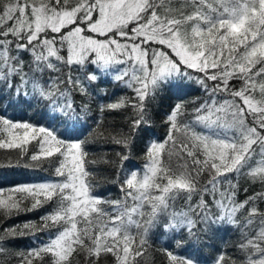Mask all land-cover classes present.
Here are the masks:
<instances>
[{
	"label": "snow or ice",
	"instance_id": "1",
	"mask_svg": "<svg viewBox=\"0 0 264 264\" xmlns=\"http://www.w3.org/2000/svg\"><path fill=\"white\" fill-rule=\"evenodd\" d=\"M49 72L55 75L45 80ZM104 79L130 90L99 105L102 114L127 116L128 131L114 134L122 150L109 162L120 164L119 171L138 139L152 140L150 105L165 90L179 92V81L195 82L203 94L191 118L182 101L172 106L162 119L164 142L147 147L142 174L129 169L121 180L118 171L114 182L122 195L112 201L94 192L89 141L75 136L80 120L66 99V90L76 88L110 97L107 88H94ZM38 106L50 111L40 119L63 124V132L24 117ZM0 108L6 166L47 167L56 177L15 184L7 195L0 189L4 217L47 209L41 223L5 230L11 238L32 235L36 247L12 252L0 236L4 264H142L138 258L156 243L154 229L165 240L160 251L166 264H202L195 255L174 253L173 246L206 244L213 229L225 226L240 233L230 242L237 254L230 255L223 241L210 264H264V210L257 206L264 191L239 202L233 182L247 175L264 187V0H0ZM9 108L19 109L20 118L7 115ZM88 109L85 104L81 111ZM174 192H186L189 202L199 197L196 219L175 210L179 219L161 215L157 201L166 212ZM205 194L222 214L209 210ZM146 201L157 209L150 227L137 219L147 212ZM241 210L246 224L237 221ZM53 229L46 242L35 238Z\"/></svg>",
	"mask_w": 264,
	"mask_h": 264
},
{
	"label": "trees",
	"instance_id": "2",
	"mask_svg": "<svg viewBox=\"0 0 264 264\" xmlns=\"http://www.w3.org/2000/svg\"><path fill=\"white\" fill-rule=\"evenodd\" d=\"M176 2H183V0H176ZM238 2V0H237ZM251 7V4L249 5ZM243 26V25H241ZM55 75L54 73H45L44 79L47 80L50 76ZM75 76L76 74L73 73ZM183 84L182 91H167L165 90L162 95L159 96L157 102H153L150 105L152 118L154 120V127L152 132L154 136L152 140H137L135 145V154L132 158L122 164L123 171H119L121 168L120 164L109 163L110 161H117L118 157L116 152L122 150V146L115 143L114 134L119 131L127 132L128 123L127 116L123 113H105L102 114L99 110V105L101 103H106L107 99L111 98L113 101L117 97L130 94V90L124 89L113 84L111 79H104L98 86L107 88L108 93L111 94L110 97H104L102 95L86 96L81 93L78 88L74 90H66V99L71 100L74 104L73 109H69L70 112L77 118H79L80 123L77 124L78 132L75 133L77 138L87 139L89 154L87 156V167L92 173L89 177L94 183V192L98 196L106 201H112L121 199V192L119 184L114 181L117 179V173L119 171V178L122 180L129 169H137L142 174L145 165L147 163L146 149L150 143L154 141L164 142L165 128L162 125V119L171 110L172 106L177 101H182L188 111V116L191 118L192 109L196 107V103L199 98L202 97V92L199 86L195 82L179 81ZM87 104L89 109L82 112L81 109ZM3 109L0 108V111ZM35 112L31 110L24 112V117L27 118L29 115L32 116L33 123L40 122L46 124L48 127L55 129L57 132H63L64 126L58 122H48L47 120H41L39 113L50 114L49 108L38 106L34 109ZM59 114V113H58ZM131 113H129L130 115ZM7 115L20 118L21 112L19 109L13 111L11 108L7 110ZM62 115V114H61ZM97 121H100L101 127H95ZM172 147L171 142L166 145V149ZM8 153L4 150H0V163L5 164L4 167H0V189L4 191V194H8V189L15 184L31 183L40 180H51L56 179L51 173V170L45 167L44 169H28L23 167H12L6 166V159ZM163 158L167 160V151L163 154ZM13 164L15 163V157H12ZM105 177L110 179L106 180ZM233 182L238 184L237 189V200L243 202L247 196H254L257 192L264 191V187L260 185L259 182H251L247 175L234 176ZM166 183V181H165ZM247 189V192L245 191ZM167 195V194H165ZM176 196L175 200H170L167 211H163L161 205L163 202L157 201L158 209H161V215L165 216L171 221V219L179 217H174L172 213L175 210L177 213H184L189 219H196L200 212V209L195 207L198 202L199 197H194L191 202L187 199L186 192H174ZM205 200L210 204V211L217 214H222L224 209L219 207L213 202L211 195L205 194ZM217 199H219V194H217ZM26 204L30 206V201H26ZM131 200L128 204L131 205ZM149 208L146 206V213L144 217H137L140 219L141 225L150 227L153 219L156 218L155 213L157 209H152L149 202ZM191 204V206H190ZM104 208L110 209V204H102ZM257 206L264 210V201H258ZM47 211L46 208H40L35 211H21L18 215H13L11 217H4L0 215V236H4L2 243L10 251L16 252L21 250H27L28 248L36 247L34 243V237L32 235L24 237H8L6 234V229L13 228L17 225H22L27 221H34L36 223H41L40 217ZM237 221L239 224L247 223V213L243 210L236 214ZM254 221L259 223V216L253 217ZM54 229L51 232L44 231L36 233L35 238L46 242L49 235L54 234ZM136 229L133 227V232ZM152 239L156 243L150 245L146 251L143 258H138L142 260V264H166V253L160 251V245L165 243V240L160 239L159 230H153ZM240 233L235 230V226H225L220 229H213L212 234L207 238L206 244L193 245L191 243L186 244L181 249H176L173 246L174 253H179L182 256L195 255L197 260L201 261L202 264H210V259L214 254L219 251L220 244L224 241L225 246L230 255H236L237 253L232 249L231 243L238 239ZM201 239H205L203 236ZM158 240V241H157ZM190 242V241H189ZM6 258V253L0 252V264H4Z\"/></svg>",
	"mask_w": 264,
	"mask_h": 264
},
{
	"label": "rangeland",
	"instance_id": "3",
	"mask_svg": "<svg viewBox=\"0 0 264 264\" xmlns=\"http://www.w3.org/2000/svg\"><path fill=\"white\" fill-rule=\"evenodd\" d=\"M235 31V30H234Z\"/></svg>",
	"mask_w": 264,
	"mask_h": 264
}]
</instances>
